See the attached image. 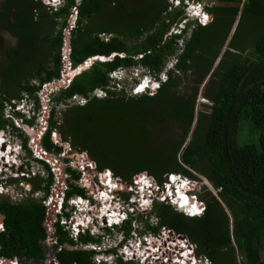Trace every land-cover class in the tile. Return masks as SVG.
Returning <instances> with one entry per match:
<instances>
[{
	"label": "trees",
	"instance_id": "trees-1",
	"mask_svg": "<svg viewBox=\"0 0 264 264\" xmlns=\"http://www.w3.org/2000/svg\"><path fill=\"white\" fill-rule=\"evenodd\" d=\"M74 10L72 67L93 56L107 60H95L50 96L55 106L65 107L57 121L52 106L43 147L63 158L68 179L74 182L84 173L96 189L114 178L132 184L144 175L161 182L167 173H198L219 189L218 198L205 192L206 208L199 217L155 202L160 226L186 235L212 264H238L237 253L243 264H264V0L208 4V23H187L182 33L191 29L177 55L182 33L167 34L184 9L168 0H63L54 10L42 0H0V130L14 128L26 149L28 138L4 117L5 105L27 98L34 111L40 110L41 86L61 76L63 31ZM174 54V66L153 93L127 95L113 89L110 71L139 66L157 76ZM98 88L107 95L88 97ZM75 94L86 102H68ZM199 94L207 102L196 110ZM33 121L25 119L29 125ZM67 142L88 153L74 155ZM44 181L50 191L51 175L33 184L40 188ZM69 186L67 196L83 192ZM44 208L0 198L19 252L40 257L35 238L43 230ZM5 252L11 256L16 250L9 246ZM64 257L68 263L74 258L91 264L88 256Z\"/></svg>",
	"mask_w": 264,
	"mask_h": 264
},
{
	"label": "flooded vegetation",
	"instance_id": "flooded-vegetation-1",
	"mask_svg": "<svg viewBox=\"0 0 264 264\" xmlns=\"http://www.w3.org/2000/svg\"><path fill=\"white\" fill-rule=\"evenodd\" d=\"M34 112L33 110L32 115H30L31 119H36L37 115ZM8 118L14 121L13 125L19 129L21 128L20 125L28 124L25 122L26 118L21 119L18 113H12ZM48 118L49 113L46 123H48ZM7 127L9 128V136L13 138L17 137L20 140V144L18 145L19 150L13 147V150L11 149L9 153L15 151L14 158H18L17 160L21 162L16 165L14 159L12 163H9V161L5 160L6 153L0 152V161H5L4 163L2 161V166L0 162V198L13 205L23 201L42 204L45 207V212L40 222L43 230L42 232H37V237L35 238V244L38 249L37 253L40 254V257H38L32 253L19 252V243L13 241L14 235L9 233L7 216L3 212L4 210L0 209V215L2 216L0 219V259H11L16 264H80L74 258H72V263H68L65 260L64 255L74 253L75 256H81V258L88 256L87 258L91 264H161L160 254H158L157 260L149 261L145 259V252L149 250L146 247L148 244L153 248H158V252L161 249V241L159 240L161 226L158 217L153 212L155 201L151 209H147L146 214V209L142 206L139 207V202L137 201L139 196L136 197L134 192H129L126 189H117L114 194H109L107 197L99 194V191L103 189H82V193H73L67 196L65 192L70 188L69 185H78L79 179L76 180L77 183L72 181L66 184L60 193H54L56 194L54 198L51 190L47 191L44 189L45 181L42 182L40 188H35L33 184L34 180H46L50 175L53 182L56 171L62 169L66 174L65 182L70 177L66 172L63 158L60 155L47 151L43 147L42 137L46 132L47 125L41 133L39 141V145L43 149L42 154L55 155V160L60 164L62 163V169L58 166L55 167L54 164L49 163L40 156L29 141H27V149L24 148L22 146V138L19 137L17 131L11 126ZM3 130L1 129V131ZM20 130L22 131V129ZM25 136L29 140V136L26 134ZM1 142L4 143L3 141ZM0 149L5 152V149ZM23 162L25 163L24 170L19 167ZM34 164L39 165L42 170L36 166L35 172ZM8 181H11L13 183L11 185L15 189H20V192L23 193V195L17 196L15 202L7 196L6 190L4 191L10 185ZM24 182L30 186L27 190ZM21 186L26 191L23 192ZM38 193L41 194L40 197H37ZM52 202L57 203V211L50 225L51 233H49V228L45 223L47 222L46 216L48 215L47 205ZM102 202H109L107 208L118 216L117 220L110 221L106 217V214L100 213L99 209L101 208H99V204L103 205ZM63 232L67 235L66 240H64L65 236ZM87 238L88 240H86ZM68 240H72L73 242L70 244ZM30 243H32V239ZM8 245L10 248L16 250L11 256H7V252L1 253L2 251H8Z\"/></svg>",
	"mask_w": 264,
	"mask_h": 264
},
{
	"label": "built area",
	"instance_id": "built-area-1",
	"mask_svg": "<svg viewBox=\"0 0 264 264\" xmlns=\"http://www.w3.org/2000/svg\"><path fill=\"white\" fill-rule=\"evenodd\" d=\"M44 2V0H42ZM61 1V0H60ZM177 2V0H170ZM183 20H181L177 26L171 27L168 34H175L181 31V24ZM200 22L202 25L206 24L208 22V18L206 19H200ZM167 34V35H168ZM189 35V32L186 33V37ZM101 36H104L105 39H108L110 35L108 34H101ZM183 44V38L178 39V44H177V50H176V55L181 51V47ZM176 55H170L167 57L164 67L162 71L160 72V78L164 81L166 79V72L172 68L176 62ZM122 73H124L122 70H113L110 72L109 77L113 76H119ZM116 87L113 88L114 90L120 91L124 87V93L129 95H138L140 94L141 89H145L144 85L140 84H134V86H125L122 85L121 83H116ZM111 88V87H110ZM157 88H153L148 91V93H153ZM106 96L107 93L104 89H95L93 92L88 94V97L92 96ZM86 98L81 95H73L68 102L74 103L77 102L78 104H84L86 102ZM66 101V103H67ZM63 108L65 107V104H60ZM11 110H18L21 108V104L19 102H15L14 106H11L9 104ZM33 110L29 113L32 115ZM192 172V171H191ZM195 176L196 173L192 172ZM193 177H188L179 173H167L164 174L163 180L161 182H158L155 180L154 177L150 175H144L142 177H139L135 180L134 183L132 184H124L120 179L114 178L109 180V186L108 188H101V189H107L110 190L111 188L113 189H126L129 192H134L138 194L137 201L139 202V207H143L146 210L151 209L153 202H163V203H168L173 206V208L181 213H183L187 217H199L201 216L206 208V204L204 200H201L197 198V194L191 192H184L185 196H189L194 200V205L196 208L189 210V212H185V210L180 209L179 203H177V200L180 197L179 192H177V186H181L182 184L184 185L183 188L179 189H194L196 188V184L193 183ZM177 179L179 181H177ZM171 182L177 183L175 185L173 191ZM87 183V182H86ZM90 183H87V185H84L85 187H88ZM215 189V188H213ZM176 190V191H174ZM219 190V189H215ZM177 192V193H176ZM216 197L217 194L215 193ZM181 200V199H179ZM160 236H161V249H159L160 252H158V248H153L149 245L146 247L149 248V250H146L145 252V259L147 260H157L158 254H160V260L161 264H212V260L208 258L204 254H198L196 252V245L191 242L188 237L184 234H180L175 232L173 229L167 227V226H161V231H160ZM154 250V251H153ZM244 258L237 253V262L238 264H243ZM15 263V262H14Z\"/></svg>",
	"mask_w": 264,
	"mask_h": 264
},
{
	"label": "rangeland",
	"instance_id": "rangeland-1",
	"mask_svg": "<svg viewBox=\"0 0 264 264\" xmlns=\"http://www.w3.org/2000/svg\"><path fill=\"white\" fill-rule=\"evenodd\" d=\"M196 2V0H191V2ZM205 2H207L208 1V4H215L216 3V1L217 0H204ZM48 4H46V3ZM60 2V0H44V4L45 5H47V6H50V5H52V6H54V7H52L51 9L52 10H54V8H57V7H59L58 6V3ZM175 3V2H174ZM73 12H75V11H73ZM75 17V14H74V16L73 17H69V19H70V25H72L73 26V21H74V18ZM182 25V24H181ZM71 26V27H72ZM182 30V29H181ZM64 32V31H63ZM180 33V32H179ZM9 36H7L6 38H8ZM64 39V38H63ZM62 60H63V57H62ZM206 82V81H205ZM204 82V83H205ZM117 91V90H116ZM126 94V93H125ZM127 95H129V93L127 94ZM98 97H103V96H101V95H99ZM24 99V98H23ZM18 101H20V100H18ZM204 102H207V100L205 99V98H203L200 94H199V96H198V98H197V103H196V110L198 109H204V107H202L201 106V104L202 103H204ZM75 104H78L77 102H74ZM14 106V105H13ZM52 106H54L55 107V112H54V118L57 120V121H62V114H61V110H63L64 108L61 106V105H58V106H55L54 105V103L53 102H50V100L48 101V103H47V108H46V110H43L42 108H44V106H42L40 109H41V111H35L34 112V114L35 115H37L36 116V119H34V121H33V125H31V126H29L28 124H25V125H27L28 127H26L25 125H21V128L20 129H22V132L23 133H25L27 136H29V142L31 141V137L34 135V133L35 132H37V138H39L40 136H41V133L44 131V129H45V126H43V127H41V124L42 123H44V122H47V117H48V113H49V117H50V110H51V108H52ZM21 108H22V110H25V108L23 107V106H21ZM14 112V110L12 109L11 110V108H10V106H9V104H6L5 105V109H4V117H9V115H11L12 113ZM45 116V121H42V119H43V117ZM12 121V120H11ZM42 121V122H41ZM14 121H12V123H13ZM41 123V124H40ZM15 124V123H14ZM46 125H47V123H46ZM61 130H62V128H61ZM9 128L8 127H6L3 131H1L0 130V139H3V142L4 143H0V144H2L1 145V147L0 148H2V147H4L5 148V152H8V153H6V154H8L9 156H10V158H9V163H12L13 161H14V159H15V164L16 165H18L21 161L20 160H17L18 158H14L15 157V151H13V152H11V153H9V151L13 148V147H15V149H18V145L20 144V140H19V138H13V137H10L9 136ZM63 132H64V130H62ZM8 144H10L9 146H8ZM67 145L69 146L68 148L69 149H71V151H73L74 150V152H73V154L74 155H77V153H78V156L80 157V154H81V152L83 153V154H87L88 152H87V150L86 149H84L83 147H81V146H77V145H75V146H70L69 145V143L67 142ZM11 146V147H10ZM10 149V150H9ZM1 150V149H0ZM7 150V151H6ZM13 150V149H12ZM19 150V149H18ZM75 151H77V153L75 152ZM1 153H5L4 152V150H1L0 151ZM52 155V157H53V154H51ZM54 158H55V155H54ZM6 159V158H5ZM3 161V160H2ZM2 161H0L1 162V166L3 165L2 164ZM5 161H3V163H4ZM24 162H23V164L21 165V166H19V167H21V169L22 170H24ZM62 164V163H61ZM36 166L38 167V169H40V170H42V168L39 166V165H36V164H34V170H35V172H36ZM61 167H62V165H61ZM59 172H61L60 174L62 175L63 174V179L64 180H66V174L64 173V171H63V169L62 170H60ZM44 174V173H43ZM58 174V173H57ZM56 177H57V175H55V177H53L54 178V180H53V182H52V185H51V188H50V190L52 191L51 193L52 194H54L55 193V191L54 190H56L57 189V187L59 186V188L60 189H64L65 188V186H66V184H68V183H70V182H72V180H71V178L70 179H68L67 180V182H65V181H60V182H58L57 183V180H56ZM193 179V183L194 184H196L197 186H196V188H194V189H190L189 191H185V192H188V193H191V192H193V193H195V194H197V198H199V199H201V200H203V198L204 197H206L205 196V192H207V191H210L215 197H216V195H215V193L217 194V198H218V191L219 190H215V189H213L214 187L212 186V184L207 180V179H205L204 177H202L201 175H198V173H196V177H193L192 178ZM79 180H80V182H79V184L77 185V186H82V187H85L84 185H87V183H89L88 182V179H87V177H86V174L84 175V173H83V176H81L80 178H79ZM111 180V179H110ZM74 182L75 183H77V181L76 180H74ZM87 182V183H86ZM8 183L10 184L9 186H8V188L7 189H4V191L6 190V194H8L7 196H9L10 198H12V200L15 202L16 201V198H17V196L18 195H23V193H21L20 192V189H15L11 184H13V183H11V181H8ZM24 185H25V187H26V190L30 187V186H28L27 185V183L26 182H24ZM88 185H91V184H88ZM18 186H19V184H18ZM105 186V185H104ZM183 184L180 186H177V192H179V191H181V189H179V187L180 188H183ZM21 188H22V190H23V187L21 186ZM84 189V188H83ZM87 189H89V188H87ZM1 190V189H0ZM26 190H23V192L24 191H26ZM117 190V189H116ZM116 190H113V189H110V191H108L107 189H103L102 191H99V194L100 195H102V196H104V197H107V195H112V194H114L115 193V191ZM172 191H173V189H171ZM174 191H176V190H174ZM184 191V190H183ZM176 192V193H177ZM136 194V193H135ZM5 195V194H4ZM55 195L56 194H54V198H55ZM92 195H93V193H92ZM41 196V194L40 193H38L37 194V197H40ZM61 196V195H60ZM136 197H138V195L136 194ZM184 198H186V197H184ZM103 203V205L102 204H99V208H101V209H99L100 210V213H104V215L106 214V217L110 220V221H112V220H117L118 219V216H116L115 214H114V212L113 211H110V209H108L107 208V205H108V203L109 202H102ZM177 203H179V205L181 206V207H184V208H186L185 206H182L181 205V203L179 202V201H177ZM55 206V205H54ZM55 208V207H54ZM111 208V207H110ZM55 210H56V208H55ZM105 211V212H104ZM107 212V213H106ZM146 214H147V210H146ZM161 239V236H159V240ZM149 245V244H148ZM261 256L262 257H264V250H262L261 251Z\"/></svg>",
	"mask_w": 264,
	"mask_h": 264
},
{
	"label": "clouds",
	"instance_id": "clouds-1",
	"mask_svg": "<svg viewBox=\"0 0 264 264\" xmlns=\"http://www.w3.org/2000/svg\"><path fill=\"white\" fill-rule=\"evenodd\" d=\"M168 1H169V3H171L172 7H182L184 9V16H183V18L180 19V21L183 20L182 26H181L182 30L180 31V33L178 32V33L170 34V35L181 34L182 31L184 29H186L188 22L197 21L198 23L201 24L200 19H206V17L209 20V15H208V12L206 11L208 1L205 2L204 0H196V2H194V1L191 2V0H177V2H175V3H174V1H170V0H168ZM62 3H63V0H61L58 3V6H60ZM49 7L52 8L54 6L50 5ZM177 24H173L171 27H175V26H177ZM190 29L191 28H189V30ZM189 30L185 31V33H182L181 38H183L186 35V33L189 32ZM115 70H118V71L122 70L124 73H122L119 76L110 77L111 85H116V83L118 82V83H121L122 85H125L127 87V86H134V84L138 83L140 85H144V87H145V89L140 90V94L146 93L153 88L158 89L160 87L161 83L163 82V80L160 78V75H159L160 73L157 76H151L144 68L139 67V66L120 67V68L115 69ZM110 72H112V71H110ZM110 72L108 73V76H109ZM109 88H110V86H109ZM122 89H124V87ZM17 102H19V104H21V106H23L25 108V110H22V108H20L18 110H14L13 113H18L19 117L21 119H24V118L31 119L29 113L32 110H34V108L32 106V102L27 98H24V99L22 98V99H20V101H17ZM177 181H179V180L177 179ZM177 184H178V182L177 183L171 182L172 189H174L175 185H177ZM80 187H82V186H80ZM104 187L106 188V186H104ZM83 188L84 189H87V188L96 189V188H93L91 185L88 187H82V189ZM111 189H113V188H111ZM113 190H116V189H113Z\"/></svg>",
	"mask_w": 264,
	"mask_h": 264
},
{
	"label": "water",
	"instance_id": "water-1",
	"mask_svg": "<svg viewBox=\"0 0 264 264\" xmlns=\"http://www.w3.org/2000/svg\"><path fill=\"white\" fill-rule=\"evenodd\" d=\"M75 11V10H74ZM74 14H76V11L74 12ZM73 14V16H74ZM72 16V17H73ZM75 18V17H74ZM74 22V21H73ZM70 25V20H69V26L66 27L64 29L63 32V44H62V48H61V55L63 57L62 60V71H61V76L58 79H54L50 82L44 83L40 90L38 91V97L41 103V107L44 106V108H42L43 110H46L47 108V103L50 100V96L58 91L61 88H65L69 85V83L72 81V79L74 78V76H76L77 74H79L81 71L87 69L95 60H107V57L105 56H93L88 58L86 61H84L81 64H78L76 67H72L71 64V60H70V51H71V47H70V29H71ZM114 55V54H113ZM112 55V56H113ZM42 121H45V116L43 117ZM41 121V122H42ZM41 124V123H40ZM25 125V124H24ZM26 127H28L27 125H25ZM45 126L46 128V122L41 124V127ZM21 127V125H20ZM29 128V127H28ZM45 130V129H44ZM39 141H40V137L37 138V132L34 133V135L31 137V141L30 144L33 148L36 149V152L42 156L44 159H46L49 163H52L55 165V167H57V165L61 166L62 164L58 163L55 158L54 155L52 157L51 154H42L43 149L40 147L39 145ZM3 149V147H2ZM59 171H56V175H59L58 173ZM58 173V174H57ZM57 183L60 181H65L64 179H62V177L59 176V178L57 179ZM62 189L59 188V186L57 187L55 191L56 192H61ZM55 205V206H54ZM57 208V203H49V205H47V216H46V220L47 222L45 223L46 226L49 228V233H51V223L54 219V215L56 214L57 209L55 210V208ZM2 218V216L0 215V219ZM49 222V223H48ZM0 264H16L14 263L13 260L11 259H5V258H1L0 259Z\"/></svg>",
	"mask_w": 264,
	"mask_h": 264
},
{
	"label": "bare ground",
	"instance_id": "bare-ground-1",
	"mask_svg": "<svg viewBox=\"0 0 264 264\" xmlns=\"http://www.w3.org/2000/svg\"><path fill=\"white\" fill-rule=\"evenodd\" d=\"M0 141H3V139H0ZM1 145H2V144H0V147H1ZM3 149H5V148L3 147ZM9 150H10V149H9ZM6 151H7V150H6ZM5 153H8V152H5ZM5 156H6V159H5V160H6V161H9L8 158H10V156H9L8 154H5ZM57 166H58L59 168H61V166H59V165H57ZM61 169H62V168H61ZM58 173H59V175H57V179L59 178V176L62 177V179H63V175H61L60 172H58ZM108 187H110V186H109V182L106 184V188H108ZM183 187H184V186H183ZM183 190H184V191H183ZM185 191H189V189H181V191H179L180 197H181V198L186 197V200H187L186 203H185L184 201H182V204H181L182 206H185L186 208L180 206V209H181V210L184 209L185 212H189V210H192V209H194V208H196V207H195V205H194V200H193L192 198H190L191 201H192L193 208H192V209H190V208L188 209V204H189L190 202H189V200H188L189 196H185V195H184V194H185V193H184ZM177 201L181 202V200H179V199H178ZM186 205H187V206H186ZM186 210H187V211H186Z\"/></svg>",
	"mask_w": 264,
	"mask_h": 264
}]
</instances>
